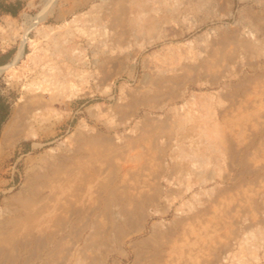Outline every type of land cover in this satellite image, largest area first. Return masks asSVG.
I'll return each mask as SVG.
<instances>
[{
  "label": "rangeland",
  "instance_id": "rangeland-1",
  "mask_svg": "<svg viewBox=\"0 0 264 264\" xmlns=\"http://www.w3.org/2000/svg\"><path fill=\"white\" fill-rule=\"evenodd\" d=\"M22 42L0 264H264V0H0Z\"/></svg>",
  "mask_w": 264,
  "mask_h": 264
},
{
  "label": "bare ground",
  "instance_id": "bare-ground-1",
  "mask_svg": "<svg viewBox=\"0 0 264 264\" xmlns=\"http://www.w3.org/2000/svg\"><path fill=\"white\" fill-rule=\"evenodd\" d=\"M43 1V3H44V5H48L50 2H51V5L55 2V0H42ZM78 17V16H77ZM76 16H73V18H71V20L70 21H68V22H66L65 24H71V25H75L76 26V31L77 32H79V33H81L82 32V27H80L79 25L81 24V23H79V20H78V18H77ZM44 18V15H39V16H37V17H33V18H28L27 20V22H28V26H29V28H34V31H35V33H36V35H38V36H40V37H45L49 32L48 31H45V30H43L44 28H42V26H38V23L42 20ZM80 21H81V19H80ZM90 22V21H89ZM11 23V22H10ZM84 23H87L86 21L84 22ZM64 24V25H65ZM83 24V23H82ZM96 24V23H95ZM27 26V27H28ZM63 26V25H62ZM62 26H57L58 28H60V27H62ZM68 26V25H67ZM79 26V27H78ZM65 27V26H64ZM97 27V26H96ZM84 28V27H83ZM94 28V27H93ZM2 29V28H1ZM49 30L50 29H52L51 27L50 28H48ZM48 29H46V30H48ZM66 29H68V27L66 28ZM64 30V31H66L67 32V30ZM86 30V29H85ZM88 30V29H87ZM8 31V30H7ZM11 32H12V30H11ZM16 32V31H15ZM15 32H12L13 34H12V36H10V39L11 40H13V38L16 36V34L17 33H15ZM57 32V31H56ZM52 33V32H51ZM82 33H84V32H82ZM10 34V33H9ZM71 34V33H70ZM69 35V34H68ZM72 35V34H71ZM46 37H48V35L46 36ZM21 38H22V40H24V41H26V40H28V42H30V43H34L32 40H30V39H28L25 35L24 36H21ZM64 41V40H63ZM67 41V40H66ZM59 45H61V44H59ZM22 49H23V42H22V44L20 43V46H19V49H18V52L16 53V55L14 56V58H13V61L11 62V63H9V64H6V65H3V66H0V74L4 71H9V70H12L13 68H15V67H13V65L15 64V63H17V61L22 57V55L24 54L23 52H22ZM63 49V48H62ZM42 50V49H41ZM34 51V50H33ZM38 51V50H37ZM44 51V50H43ZM69 52V51H68ZM72 51H70V53H71ZM30 53V52H29ZM45 53V52H44ZM61 54L63 53V52H60ZM67 53V52H66ZM75 53V52H74ZM25 56H26V54H25ZM24 56V57H25ZM44 56V55H43ZM57 56V55H56ZM26 57H28V59H32V57H33V59H37L38 58V55H35V56H33L31 53L30 54H28ZM40 58V57H39ZM69 58V57H68ZM22 59V58H21ZM41 60V59H40ZM32 61V60H31ZM33 62V61H32ZM31 62V63H32ZM34 62H35V60H34ZM38 61H36V63H37ZM44 64V63H43ZM42 65V64H41ZM43 66V65H42ZM62 68V67H61ZM52 68H49V70L48 71H45V73H48V74H46L45 76H49V74H50V70H51ZM15 70V69H14ZM13 70V71H14ZM59 70V69H58ZM70 71V70H69ZM52 72H54L53 70H52ZM37 73V72H36ZM53 74V73H52ZM67 74V73H66ZM71 74V73H70ZM73 74V73H72ZM78 74V73H77ZM75 75V73L73 74V75H71V76H73V77H75L74 76ZM79 75V74H78ZM78 75H76L77 76V78H78ZM14 76V75H13ZM70 76V77H71ZM48 79V78H47ZM67 79V78H66ZM62 80V79H61ZM49 81V80H48ZM53 81V80H52ZM54 81H56V79L54 80ZM57 81H58V79H57ZM68 81V80H67ZM66 81V82H67ZM80 81V80H79ZM78 82V81H77ZM60 83V82H59ZM58 83V84H59ZM51 84H53V83H51ZM55 84V83H54ZM37 88H39V86H37L36 87V89ZM43 102V101H42ZM37 104V103H36ZM35 106V105H34ZM17 114H18V109L16 108V107H13V109H12V111H11V114H10V116H9V118H8V120L5 122V124L3 125V130H2V136H6L8 133H9V131L12 129L13 130V123H14V121H15V119L17 118ZM14 131V130H13ZM31 135V134H30ZM33 135V134H32Z\"/></svg>",
  "mask_w": 264,
  "mask_h": 264
},
{
  "label": "trees",
  "instance_id": "trees-1",
  "mask_svg": "<svg viewBox=\"0 0 264 264\" xmlns=\"http://www.w3.org/2000/svg\"><path fill=\"white\" fill-rule=\"evenodd\" d=\"M4 11L10 13L11 15L14 14V12H13V11H10L9 9H4ZM3 117H4V116H2V118L0 119V121L3 119Z\"/></svg>",
  "mask_w": 264,
  "mask_h": 264
}]
</instances>
